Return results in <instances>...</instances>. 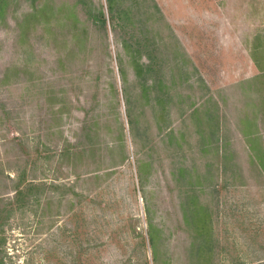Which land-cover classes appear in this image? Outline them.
Segmentation results:
<instances>
[{
	"label": "rangeland",
	"instance_id": "1",
	"mask_svg": "<svg viewBox=\"0 0 264 264\" xmlns=\"http://www.w3.org/2000/svg\"><path fill=\"white\" fill-rule=\"evenodd\" d=\"M3 3L5 264H196L190 190L209 264H264V0H113L114 19L106 0ZM22 171L72 205L7 217Z\"/></svg>",
	"mask_w": 264,
	"mask_h": 264
},
{
	"label": "trees",
	"instance_id": "2",
	"mask_svg": "<svg viewBox=\"0 0 264 264\" xmlns=\"http://www.w3.org/2000/svg\"><path fill=\"white\" fill-rule=\"evenodd\" d=\"M106 1H107L108 10L112 14V19H114L115 16L113 15V0H106ZM2 2H4V0ZM2 2H0V13L1 14H2V9H4V3L2 4ZM98 14H100L99 19L101 20V22L105 24L106 19L104 18L103 11L99 9ZM132 58H133L132 64L134 67L135 78H136L135 80L137 81L141 79L143 82L147 83L148 82L147 78H143V77L141 78L139 74L149 72V69H150V67L148 68L149 65H146L147 68L144 69L143 65L139 64L136 57L135 58L132 57ZM254 61L258 63L255 57H254ZM258 66H260V62L258 63ZM121 73L123 74L124 72L121 71ZM261 74H262L261 77H257L258 79L257 84H263V82H259V81H260V78L261 79L264 78V72ZM152 86L153 85L147 86L148 90L153 89V88L154 90L156 89L155 87H152ZM148 90L143 89V92L146 96L148 95ZM123 91H124L123 93L125 97L126 96L125 89ZM158 98L159 97L156 96L154 99L158 100ZM255 139H256L255 137H251L250 141H253ZM76 150H77L76 146H73L72 148L63 147L57 152L56 157L59 161H62V164H66L65 161L70 160V159H72L73 164H76L77 162L83 159L82 158L83 156H80L76 152ZM85 152L86 151L84 149H81V155H83ZM93 152H94V149H91L90 153L93 154ZM43 159L48 161L51 158L47 156V157H44ZM35 182H36L35 180H32V182H27L25 173L24 171H22V174L20 175V177H18V181L13 187V193H14L13 197L11 198V200L8 199V201H6L7 204L6 206L4 205L2 209V212L4 214H7V217H9L12 213H14L13 211L27 210V208L33 207V206H36L35 208L37 210V208L41 205V202H44L43 204L44 209L47 212V214L46 215L44 214V215L47 217V219L52 221L53 215L51 214V211L53 210L52 208H53L55 201L57 202L59 208L63 207L61 205L62 202H64V205H68V204L72 205L73 198L67 197L69 194L67 192L68 191L72 192V188L66 187L65 185L63 186L58 185L54 183L55 181L49 184L45 182H38V183H35ZM59 191H60L59 195L56 196V192H59ZM190 192L192 194L189 195ZM52 193H55V200H54L53 195H50ZM185 195H186V199H185V202L183 203V207L185 209L184 215L187 218L188 222L194 227V230L196 233V237H194L196 242L193 243L191 246L190 257L194 256L196 258V264H209L210 257L212 255V246L210 245V242H209L211 231H210V228L207 226L209 224L208 217L204 213L200 215L199 211L195 209L197 198L193 190L186 191ZM13 207H15V209H13ZM56 215H59V214H56ZM0 219H2V217H0ZM4 238L5 237L2 236V232L0 231V246L5 243ZM0 264H5V258L2 256L1 250H0Z\"/></svg>",
	"mask_w": 264,
	"mask_h": 264
}]
</instances>
